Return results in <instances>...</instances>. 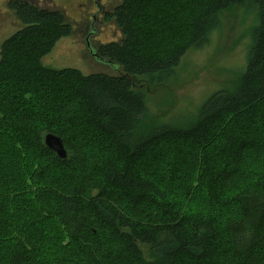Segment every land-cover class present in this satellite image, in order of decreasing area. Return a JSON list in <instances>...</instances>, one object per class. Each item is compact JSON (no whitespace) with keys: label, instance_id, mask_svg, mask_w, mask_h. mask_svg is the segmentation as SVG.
<instances>
[{"label":"trees","instance_id":"16d2710c","mask_svg":"<svg viewBox=\"0 0 264 264\" xmlns=\"http://www.w3.org/2000/svg\"><path fill=\"white\" fill-rule=\"evenodd\" d=\"M5 7L22 27L0 47V173L23 182L1 193L16 231L0 264H264V0H121L104 18L120 38L93 54L117 74L44 66L65 11ZM233 7L257 19L244 69L185 126L149 121L142 89Z\"/></svg>","mask_w":264,"mask_h":264},{"label":"rangeland","instance_id":"374dc122","mask_svg":"<svg viewBox=\"0 0 264 264\" xmlns=\"http://www.w3.org/2000/svg\"><path fill=\"white\" fill-rule=\"evenodd\" d=\"M5 1L0 0V47L7 37L22 27L13 12L6 10ZM120 1L100 0L103 2L104 9L110 8ZM37 3L50 8H62L73 26L72 35L60 38L51 52L42 58L44 66L54 69L76 68L84 74L118 73L116 65L109 64L93 55L97 48L95 43L98 45L120 38V33L115 25L106 22L99 24L102 26V28L99 27L100 30L97 31L94 25L88 32L90 35L86 34L83 23L86 25L85 17L93 12L95 7L93 0H37ZM256 23L257 19L254 13L245 12L238 7L222 12L219 27L210 33L204 47L188 50L180 59L172 76L164 83L142 89L149 121L157 123L170 121L185 126L193 119L199 105L211 93L231 85L245 67ZM87 37L89 46L86 44ZM254 132H257L259 140V136H264V125L260 127V130H254ZM0 164L4 165V163ZM19 182H23L22 173L19 177L12 179H5L0 173V202L3 199L1 193L4 186L8 184L15 187L18 192H22ZM2 211L10 228L0 225L1 255L5 252L4 247L7 245V239L11 238L16 231L15 228H12L11 214L8 209L5 207ZM44 232L47 233L45 229ZM48 243L49 241L43 247Z\"/></svg>","mask_w":264,"mask_h":264},{"label":"flooded vegetation","instance_id":"af4514ba","mask_svg":"<svg viewBox=\"0 0 264 264\" xmlns=\"http://www.w3.org/2000/svg\"><path fill=\"white\" fill-rule=\"evenodd\" d=\"M93 2L95 4V7L93 8V12L91 14H87V16L89 15L88 17L87 16L85 17L86 18V25H85V23H83L84 26H85L86 34L88 32H90V30H92V26H94V25L96 26L95 29H97V31L100 30V28H102V26H100L99 24L102 23V22L105 23V19L104 18L106 16V12L113 7L112 6L110 8L104 9L103 2H100V0H93ZM86 39H88V37ZM94 45H95V47H97V43H95Z\"/></svg>","mask_w":264,"mask_h":264},{"label":"water","instance_id":"95a60500","mask_svg":"<svg viewBox=\"0 0 264 264\" xmlns=\"http://www.w3.org/2000/svg\"><path fill=\"white\" fill-rule=\"evenodd\" d=\"M86 44L89 46V39H86ZM117 72H119V69H117ZM43 141L46 147L51 149L58 158L64 159L67 157V151L64 148L62 139L53 133H46L43 137Z\"/></svg>","mask_w":264,"mask_h":264}]
</instances>
